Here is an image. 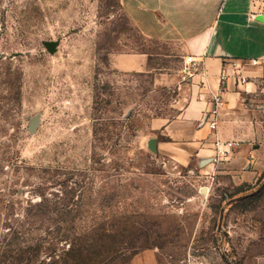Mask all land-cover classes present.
Instances as JSON below:
<instances>
[{
  "label": "rangeland",
  "instance_id": "obj_1",
  "mask_svg": "<svg viewBox=\"0 0 264 264\" xmlns=\"http://www.w3.org/2000/svg\"><path fill=\"white\" fill-rule=\"evenodd\" d=\"M120 53L147 68H116ZM188 56L120 0H0V264L262 263L264 158L143 146L201 70Z\"/></svg>",
  "mask_w": 264,
  "mask_h": 264
},
{
  "label": "crops",
  "instance_id": "obj_2",
  "mask_svg": "<svg viewBox=\"0 0 264 264\" xmlns=\"http://www.w3.org/2000/svg\"><path fill=\"white\" fill-rule=\"evenodd\" d=\"M127 19L145 38L180 45L198 58L201 70L178 84L177 115L151 118V128L142 137L143 146L154 139L156 152L175 160L236 151L250 154L253 162L264 158V14L263 0H120ZM255 60V63L252 61ZM240 65L239 80L230 64ZM113 64L123 71H141L148 66L144 53H120ZM220 93L215 129L203 115L212 93ZM260 135V134H259ZM217 142V144H216ZM264 264V256L258 255Z\"/></svg>",
  "mask_w": 264,
  "mask_h": 264
},
{
  "label": "built area",
  "instance_id": "obj_3",
  "mask_svg": "<svg viewBox=\"0 0 264 264\" xmlns=\"http://www.w3.org/2000/svg\"><path fill=\"white\" fill-rule=\"evenodd\" d=\"M264 1V0H263ZM190 56L187 57L188 61H191ZM256 61L253 60L252 63H255ZM239 80L244 81L246 77L242 76L241 74H238ZM220 93H212L211 100H210V106L209 108L205 111L206 116H205V122H207L208 126L210 129H215L216 124H217V116L219 112V107L222 103ZM217 144V142H216ZM225 152V151H223Z\"/></svg>",
  "mask_w": 264,
  "mask_h": 264
},
{
  "label": "water",
  "instance_id": "obj_4",
  "mask_svg": "<svg viewBox=\"0 0 264 264\" xmlns=\"http://www.w3.org/2000/svg\"><path fill=\"white\" fill-rule=\"evenodd\" d=\"M256 19L261 20V21H264V14H261V13L260 14H257L256 15ZM44 44L47 47L48 51L51 52V53H53L55 51L56 46H57V42L56 41H45ZM205 116H206V113L203 115V118H202L203 121L205 120ZM35 120H36V118H34V119L31 120V126L33 125V123L35 122ZM145 147H147L150 150L156 151L155 150V147H154V139L151 140V141H148L146 143ZM263 184L264 183H262L255 191L259 190ZM253 192H251L249 194L240 195V196L231 198L229 201H237V200H240V199H242V198H244V197H246L248 195L253 194ZM222 212H223V210H221L220 217L222 215Z\"/></svg>",
  "mask_w": 264,
  "mask_h": 264
}]
</instances>
